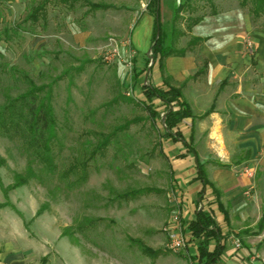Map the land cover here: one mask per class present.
<instances>
[{
    "label": "rangeland",
    "instance_id": "rangeland-1",
    "mask_svg": "<svg viewBox=\"0 0 264 264\" xmlns=\"http://www.w3.org/2000/svg\"><path fill=\"white\" fill-rule=\"evenodd\" d=\"M41 1L0 2V105L31 83L55 82L57 171L46 175L21 142L0 136V156L6 161L0 167V203L10 204L0 207V226H6L8 235L19 230L28 235L31 248L39 251L36 264H192L190 245L181 250L171 247L172 235L186 237L188 212L186 204L180 207L183 198L162 156L171 142L160 121L154 122L136 101L142 97L141 80L136 83L135 75L149 68L150 55L137 54L130 33L149 0H86L108 6L100 11H90L83 0L75 5L50 4L32 23L28 16ZM161 9L167 33L179 10L178 50L196 45L193 33L215 30L243 38L254 60L255 40L264 39V15L255 16L253 0H161ZM255 66L253 61L255 86L264 87V74ZM106 137L108 145L99 150ZM196 147L213 166L240 177L241 165L255 166L254 181L240 195L248 204L238 207L237 214L233 205L228 210L232 235L264 264V225L259 227L264 217L263 144L256 150L230 152L233 158L226 164L211 156L206 137ZM30 168L38 178L4 191L16 173ZM144 188L160 192L129 200L119 197ZM248 191L251 201L244 198ZM40 209L43 212L36 216ZM63 232L69 235L62 236ZM131 239L165 254L152 259Z\"/></svg>",
    "mask_w": 264,
    "mask_h": 264
},
{
    "label": "crops",
    "instance_id": "crops-1",
    "mask_svg": "<svg viewBox=\"0 0 264 264\" xmlns=\"http://www.w3.org/2000/svg\"><path fill=\"white\" fill-rule=\"evenodd\" d=\"M161 23L163 25L162 9ZM153 29L154 19L146 8L130 33L132 47L138 55H150ZM212 31L214 34L201 31L193 33L195 39L202 40L191 46L183 55L167 57L164 61V76L172 86L182 89L184 100L192 112V117L180 124L184 139L191 142L200 163L204 165L208 180L221 192L220 202L229 215V223L224 220L210 188H207L199 199L198 193L202 185L200 181L195 180L197 170L193 153L189 152L183 143L174 142L165 136L166 140L171 142V147L163 153L169 163L171 182L183 198L180 207L183 204L188 207V212L184 215L186 223L183 230L186 233L185 244L190 245V255L196 254L197 243L189 231V223L194 219L196 211L203 210L212 216L226 237L225 249L218 264H262L256 262L242 244L239 249L234 246V240L238 238L232 235V215L228 210V206L233 205L234 214H237L240 213L238 207L248 204L241 201L240 195L243 187L254 181L255 166L241 165L244 177H240L235 171L213 166L208 162L209 158L197 149L196 142L206 137L211 147V156H214L216 161L220 159L222 164L231 161L233 153L230 152L256 150L260 144L264 146V87L256 88L252 68L254 61L255 68L264 74V39L256 38V56L253 60L247 52L243 38L234 34L224 36L225 34L220 35L219 31ZM139 72L141 75L136 83L141 80L140 89L143 85H163L162 75L152 59L149 68ZM141 97L144 98L142 90ZM154 102L160 113V119L157 120L160 121L165 134V127L162 126L163 106L158 100ZM212 107L213 111L207 115ZM173 150L176 153L171 157L170 152ZM180 154H184L185 158H180ZM260 163L264 165V156ZM245 167L253 171L252 176L243 172ZM246 193L244 198L251 201L252 196H247ZM19 223L22 222L19 220ZM36 254H39V251L31 248L30 238L25 232L19 230L8 235L6 226H0V264H36Z\"/></svg>",
    "mask_w": 264,
    "mask_h": 264
},
{
    "label": "trees",
    "instance_id": "trees-1",
    "mask_svg": "<svg viewBox=\"0 0 264 264\" xmlns=\"http://www.w3.org/2000/svg\"><path fill=\"white\" fill-rule=\"evenodd\" d=\"M2 0H0L1 2ZM82 0H42L40 4L35 6L28 20L35 23L39 20L42 14L46 12L47 6L50 4L75 5ZM84 5L89 7L90 11H100L108 9L105 4L91 3L86 0ZM161 0H149L146 8L149 14L154 19V29L152 34V43L150 47V59L158 66L162 75L163 85L160 87L154 85H143L141 87L143 99L136 100L148 113L149 117L155 122L160 119V113L155 107V100H158L164 110L165 134L167 139H171L177 143H183L188 151L193 153L196 161L197 176L195 180L200 181L202 188L198 193L199 199L202 198L207 188L212 190V194L218 203L220 211L224 215V220L229 223V215L220 202L221 192L208 180L204 165L200 163L197 152L193 148L191 142L185 141L184 133L180 124L187 118L192 117V112L189 105L184 100L182 89L174 87L170 84L169 79L164 76V61L172 55H183L184 50H177L175 42L181 33L175 29L177 21L178 9L174 11L172 32L167 33L163 30L161 23ZM245 5V1L242 2ZM255 16L264 15V0H253ZM202 39H194L193 43H198ZM141 72L135 75L138 81ZM60 78H57V80ZM56 81V80H55ZM55 82L47 85H36L31 83L29 88L17 95L9 97L3 104L0 105V136L10 140L21 142L24 150L32 156L42 167V172L48 176H52L57 171L56 164V149L59 145V136L57 129V117L53 107L52 89ZM213 107L207 113L213 111ZM126 127V126H124ZM109 143V138L106 137L98 146L99 150L105 149ZM162 156L166 158L162 152ZM180 158H185L184 154H180ZM6 165L4 158L0 156V167ZM38 178L36 172L30 168L25 174L16 173L14 175L13 184L4 189L5 192L24 186L30 180ZM151 192H160L151 188L138 190H130L119 197L124 200L134 199L138 196ZM10 204H1L0 207H5ZM43 209L37 212L36 216L41 215ZM98 220V219H97ZM264 217L262 218L259 227L263 228ZM189 231L193 240L197 243V252L191 256L192 264H218L225 249V235L221 232L220 227L216 224L212 216L203 210H198L195 213L194 219L189 223ZM69 235L63 232L62 236ZM132 243L136 244L140 251L152 258H158L165 254L164 250H153L139 239H131ZM45 261V259H44Z\"/></svg>",
    "mask_w": 264,
    "mask_h": 264
},
{
    "label": "built area",
    "instance_id": "built-area-1",
    "mask_svg": "<svg viewBox=\"0 0 264 264\" xmlns=\"http://www.w3.org/2000/svg\"><path fill=\"white\" fill-rule=\"evenodd\" d=\"M248 47L252 48V43H248ZM151 55V53H150ZM163 127H165V124L162 125ZM243 172L247 175H250L252 176L253 175V171L250 169V168H247L245 167ZM247 196L250 195L249 192L246 193ZM184 245H185V240L184 238L182 237H178L176 236V234L172 235L171 236V247L174 249V250H181L184 248ZM234 246L239 249L241 247V242L240 240L236 239L234 240Z\"/></svg>",
    "mask_w": 264,
    "mask_h": 264
},
{
    "label": "bare ground",
    "instance_id": "bare-ground-1",
    "mask_svg": "<svg viewBox=\"0 0 264 264\" xmlns=\"http://www.w3.org/2000/svg\"><path fill=\"white\" fill-rule=\"evenodd\" d=\"M221 153V152H220Z\"/></svg>",
    "mask_w": 264,
    "mask_h": 264
}]
</instances>
